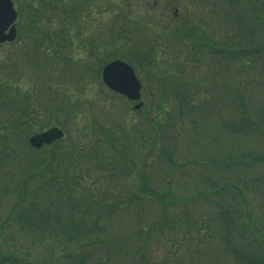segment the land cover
I'll return each instance as SVG.
<instances>
[{
	"label": "trees",
	"instance_id": "16d2710c",
	"mask_svg": "<svg viewBox=\"0 0 264 264\" xmlns=\"http://www.w3.org/2000/svg\"><path fill=\"white\" fill-rule=\"evenodd\" d=\"M14 1L19 9L15 41L23 58L22 64H0V264H264V147L256 149L264 146V0H191L210 27L217 24L230 33L222 42L202 34L203 19L201 26L191 21L196 28L184 23L172 35L156 33L148 45L140 43L142 31L131 51L116 52L117 57L141 72L159 59L176 62L184 54L201 61L202 71L184 68L168 74L169 86L162 83L156 93L160 102L154 101L160 103V113L151 119L152 104L148 112L146 104L130 109L145 121L130 124L126 134L113 126L125 122L122 110L105 127L93 115L85 130L95 135L86 143L84 131L78 137L67 130L65 119L74 118L75 110L57 84L66 81L65 66L72 62L76 69L69 68L67 75L72 88L85 92L93 84L92 67L68 63L66 53L98 0ZM120 17L117 23L134 22L151 31L143 21ZM115 27L105 39L120 49ZM94 43L88 45L90 52ZM105 63L100 61L95 70L97 78ZM24 65L41 83H22ZM220 65L231 69L225 76L229 83L219 75L224 72ZM214 89L223 98L238 90V99L228 96L223 104ZM50 122L62 126L65 137L32 147L30 136ZM108 145L116 155L106 170L119 171L129 181L115 192L116 201H123L118 231L111 228L116 204L107 203L110 198L91 200L82 188L92 175L91 160L105 155ZM185 168L196 175L188 180L195 184L191 194L176 186L177 177L187 174ZM200 198L209 202L208 210H199L198 204L192 206L200 211L196 215L175 217L177 208L189 209ZM142 200L159 207V218L150 219L137 208L135 202ZM156 243L168 249L163 256L156 253ZM115 249L130 261L113 262Z\"/></svg>",
	"mask_w": 264,
	"mask_h": 264
},
{
	"label": "rangeland",
	"instance_id": "374dc122",
	"mask_svg": "<svg viewBox=\"0 0 264 264\" xmlns=\"http://www.w3.org/2000/svg\"><path fill=\"white\" fill-rule=\"evenodd\" d=\"M171 1L174 0H98V2H95L92 11L88 13L89 16L86 17L85 22L82 23V30L80 31V34L72 37V43L70 44V49L67 50L66 55L70 58L68 60V63H71L73 60L77 62L78 64H88L89 66L92 67L93 72H92V77L91 81L93 84H91L90 89L86 90L85 92L82 90H74L72 88V82H70V78L67 77L68 75V69L73 67L76 69V63L72 62V64L66 65L67 71L65 72V80L64 83L62 84H57V90H61L63 95L66 96V98L70 97L69 104L70 106L75 110V117L74 118H66L65 123L66 127H69L67 130H73L74 133H77V136L79 137L80 135V130L84 131L82 133V140L86 143L88 141L91 142L92 136L95 135V133H88L89 130H85L88 125L93 120V115L97 116L99 115L101 117V127H105V123L111 124L113 123V119L111 118L112 116H116L115 114H118V111L120 110L123 111V114L126 115L124 117L125 122H120L119 123H113V126L117 128V131L119 132L118 134H126V131L131 128L132 123L135 121H145L143 118L142 113H135L133 110H130L133 108V104L137 103L140 99L144 101V104H146V109L144 112H148V109H151L152 104V115L150 116L152 119V116H155L160 113V110H162L157 102L154 103V101L160 102V99L158 95H156L157 88L161 89L162 88V83L165 81L168 82L169 86V78L168 74H173L175 72L182 73L183 69L185 68V71H196V72H201L203 66L199 64L201 61L197 60H190L185 57L184 54L179 56L180 54L175 53L180 57L179 61H171L169 60L170 57H166L163 60L159 59V62L157 61L156 63H152L150 66H146L141 69V77L146 79L147 85L146 88L142 89V96L139 100L133 101L132 99H127L121 96V95H115L114 93H111L112 91L105 86L100 79V74L98 75V78L96 76L95 70L98 69L100 61L104 60L106 62L113 60L115 58H119L116 55V52H123L124 50H128L129 52L132 49V46L136 43L138 39V36H142L143 41L141 40L140 43L148 45L152 43V40H147L153 38V35H156V33H169V35H172L173 33H177V29H179L184 23L185 25L188 26L190 24L191 27L196 28V24H192L191 21L198 20V25H200L199 20L203 19L202 26L204 28V31L202 34L205 35V37H215L216 39L220 40L221 42L230 35V33L227 32V30L224 27H218L217 24L214 27H210L209 24V19L205 14L201 15V10L199 5H195L194 3L190 2L191 0H180L179 4H175L174 7H178V15L174 14L175 10L173 5L170 6ZM183 3V4H182ZM121 15H126L133 20L137 21H143L145 25L148 26V28L151 31H147L146 29L140 28V25L138 23L131 22L129 24L125 23L123 24L121 21L117 23V19H120ZM117 23V24H116ZM112 24L116 25L115 29L119 31L121 34V40L119 41L120 43V49H115L112 47L109 43L106 42L105 37L109 34V31L112 28ZM125 25L127 27H125ZM166 26V28L164 27ZM201 26V25H200ZM199 26V27H200ZM114 27V26H113ZM131 27V28H128ZM139 29H135V28ZM164 27V28H162ZM170 28L169 30H166L167 28ZM129 29L133 33H129ZM125 32H122V31ZM144 33H143V32ZM149 32L152 35H149ZM72 33H76V27L74 30H72ZM98 34V35H97ZM96 37L98 38V42L96 40ZM147 37V38H146ZM71 40V37H70ZM95 40L94 47V52L89 51L88 45L92 43V41ZM165 40V37H164ZM17 41V40H16ZM15 42H12L10 44L8 43H2L0 44V64H15L14 62L18 64L21 63V58L23 56L20 54V51H18V47L20 45L16 44ZM159 44H163L162 42L158 41ZM171 44V43H170ZM174 48H178L175 45H171ZM33 48V47H32ZM167 49H173V48H167ZM182 50V48H181ZM185 51V49H184ZM173 54L176 52L175 50L172 51ZM45 54V53H44ZM161 55V54H160ZM162 56V55H161ZM168 56V55H166ZM164 57V56H163ZM166 59V60H165ZM182 64V66H178L177 63ZM231 66L230 62L227 63ZM26 67V68H25ZM220 70L224 69L223 73L219 72V75L222 74L225 83H229V81L225 78V76L229 75L231 72V69H227L223 67V65H220ZM102 68V66H101ZM23 70L21 74V80L22 83L25 82L27 87H33L34 83L38 85L41 83V81H37L34 71H29L26 65L20 68ZM205 69V68H204ZM74 70V69H73ZM38 72V71H37ZM14 77V76H13ZM25 77V78H24ZM176 77V76H175ZM178 78V77H177ZM181 78V77H180ZM24 86V84H23ZM217 90L218 95L220 97V102L223 104L225 101L227 102L226 98L228 96L232 95H237L238 99V90H232V94L228 95L224 93V98L223 94L221 93L220 89H214ZM65 92V93H64ZM224 92V91H223ZM228 92V91H227ZM110 98V100L107 99ZM234 98V103L238 104V100H236V97ZM232 98V99H233ZM73 104V105H72ZM150 105V108L147 107V105ZM77 105V108H76ZM156 105V107H155ZM160 108V110H159ZM108 120V121H107ZM104 121V122H103ZM107 121V122H106ZM97 122V121H96ZM116 122V121H115ZM152 122V121H151ZM49 126L46 128H50L51 126L54 125V122H50L48 124ZM58 125V124H57ZM154 126V125H153ZM89 127V126H88ZM103 140V139H100ZM121 142V141H120ZM236 146H238V142H236ZM263 145L258 146L256 149L262 150ZM112 146L108 145L107 148H105L104 151H106L105 155H101L100 158H97L98 161L95 162V160H91V165L92 169H90V173L92 174L88 179L87 182H85L82 185V188H85L83 193H88L91 195V200L92 199H97L101 200L102 198H110L111 200H107V203H113L116 204L117 208L119 205L121 206L123 204V201L120 200V202H117V194L121 188L126 186L128 184L127 178L124 176L119 175V171L116 172H111L110 170H106V165L109 161H111V157L113 155H116V152H112ZM111 152V153H110ZM113 159H118L120 161L123 160V157H118L115 156ZM99 169L95 168V164H99ZM77 166L82 167L80 161H76ZM113 165H117V163H114ZM159 170V169H157ZM186 170V168H185ZM189 170H192V168H189ZM189 170H186L187 174L181 175L177 177L176 181V186L180 187V185H183L184 189H188L190 187H193L195 184H193L194 180L189 182L188 180L190 178H195L196 175H191V172ZM161 172L158 171L157 174ZM132 181V177H131ZM186 184H185V183ZM180 184V185H179ZM90 186L91 188H89ZM113 190V193L110 191ZM205 190H208L205 188ZM82 191V189H80ZM193 190H189L188 192H192ZM194 192V191H193ZM81 193V192H80ZM177 193V192H176ZM178 194V193H177ZM118 203V205H117ZM137 208L141 210H145L146 214L150 219H157L159 218V207L154 206V203L151 207L147 204L146 201L142 200L140 202H135ZM199 204V205H198ZM198 205V209L201 211L208 210L209 202L205 200L204 198H200L199 202L194 203L193 205L190 204L188 207L189 209L182 210V206L177 208V212L175 214V217H178L179 214L182 215H187L188 212L191 214L193 213L196 215V211L192 209V206ZM119 211H115L112 216L113 220L115 223L111 224V228L114 231H118L119 228L121 227L122 223V218H120V213L123 211L122 208H118ZM124 228V227H123ZM127 228L123 229V231H126ZM121 232V233H122ZM175 232H177L175 230ZM177 236L181 234L175 233ZM171 240V239H170ZM160 243V242H159ZM168 243H171V241H168ZM155 251L158 255L163 256L168 249H164L161 245L155 244ZM113 262L120 263L124 262L126 260L130 261V257L125 255V252H120L118 250H113ZM188 264V263H184Z\"/></svg>",
	"mask_w": 264,
	"mask_h": 264
},
{
	"label": "water",
	"instance_id": "95a60500",
	"mask_svg": "<svg viewBox=\"0 0 264 264\" xmlns=\"http://www.w3.org/2000/svg\"><path fill=\"white\" fill-rule=\"evenodd\" d=\"M17 13L11 0H0V42L13 40L16 36V28L12 23ZM103 81L110 88L127 95L131 99L140 97V81L136 77L131 65L121 60H114L106 64L102 72ZM138 104L136 107H139ZM63 136V131L52 127L44 132L33 135L30 142L35 147Z\"/></svg>",
	"mask_w": 264,
	"mask_h": 264
}]
</instances>
